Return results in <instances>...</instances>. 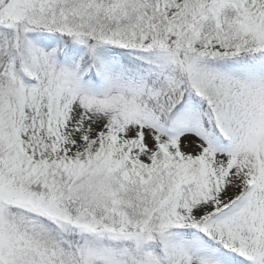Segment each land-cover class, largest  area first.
<instances>
[{"label": "snow or ice", "instance_id": "obj_1", "mask_svg": "<svg viewBox=\"0 0 264 264\" xmlns=\"http://www.w3.org/2000/svg\"><path fill=\"white\" fill-rule=\"evenodd\" d=\"M0 264H264V0H0Z\"/></svg>", "mask_w": 264, "mask_h": 264}]
</instances>
